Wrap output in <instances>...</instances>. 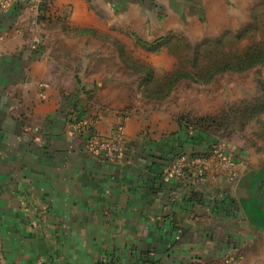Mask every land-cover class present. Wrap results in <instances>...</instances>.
<instances>
[{
  "label": "crops",
  "instance_id": "obj_1",
  "mask_svg": "<svg viewBox=\"0 0 264 264\" xmlns=\"http://www.w3.org/2000/svg\"><path fill=\"white\" fill-rule=\"evenodd\" d=\"M33 19L24 0L0 9V264H264V160L236 158L234 181L168 174L214 140L174 115L173 91H140L129 59H93L252 31L264 0H53L40 45ZM173 61L140 60L154 77ZM76 118L103 136L123 125V159L90 153Z\"/></svg>",
  "mask_w": 264,
  "mask_h": 264
},
{
  "label": "rangeland",
  "instance_id": "obj_2",
  "mask_svg": "<svg viewBox=\"0 0 264 264\" xmlns=\"http://www.w3.org/2000/svg\"><path fill=\"white\" fill-rule=\"evenodd\" d=\"M261 27V31L247 34L242 43L231 35L204 44L175 37L163 55L159 52L153 56L155 52L147 48L127 43L123 47L120 43L102 51L104 55L95 51L93 59H129L128 67L136 73L140 91L141 77L152 69L141 59H174L171 73L183 76L175 81L169 99L174 115L202 125L213 133L204 134L206 139H213V145L226 142L232 155L251 168L264 160V25ZM246 47L251 57L239 59ZM256 57L259 62L251 63Z\"/></svg>",
  "mask_w": 264,
  "mask_h": 264
},
{
  "label": "built area",
  "instance_id": "obj_3",
  "mask_svg": "<svg viewBox=\"0 0 264 264\" xmlns=\"http://www.w3.org/2000/svg\"><path fill=\"white\" fill-rule=\"evenodd\" d=\"M52 2L53 0H24L26 7L34 14V19L28 30L35 33L33 42L36 45L43 42L39 25L44 16L48 15ZM13 3L14 0H0V9L7 10ZM70 126L73 133H84L86 135L87 150L102 159L118 162L123 159L128 150L123 125L118 126L110 136L100 134L94 127L95 121L76 118L71 121ZM172 161L167 168V172L178 177L185 176L189 167L193 168L192 175L197 180L205 178L209 173L215 177L221 175L229 181H234L238 177V161L228 150L224 141L217 142L207 152L192 155L182 153ZM38 264H45L44 259H39Z\"/></svg>",
  "mask_w": 264,
  "mask_h": 264
},
{
  "label": "trees",
  "instance_id": "obj_4",
  "mask_svg": "<svg viewBox=\"0 0 264 264\" xmlns=\"http://www.w3.org/2000/svg\"><path fill=\"white\" fill-rule=\"evenodd\" d=\"M251 28L252 31H243V32H238V33H225L224 35H221L219 36L218 38H220L219 40H221L223 37L227 36V35H231V36H234L236 38V40L238 42H244L246 38H248V36L246 37L247 34L249 33H254V32H258V31H261L263 28H261V25L259 23V21H255V23H253L252 25L249 26ZM175 37H178V36H173L171 38H175ZM166 39L164 42H163V45H165V47L167 46V44L169 43V40L171 39ZM181 38V37H179ZM185 39V38H184ZM211 39H215V38H210V39H205L199 43H206L208 41H211ZM161 44L160 43H156L155 45L151 46V47H148L147 50L149 51H152V52H159L161 50ZM242 46V45H240ZM245 49V48H242V50ZM250 48H247L244 51V54L242 55L241 58L239 59H243V57L245 58H249L251 57V53H250ZM252 59H256L255 61H252L251 63H257L259 62V58L256 57V58H252ZM148 75H146V77L143 79V85H145V89H146V93L147 95H151L153 97H158V98H163L167 95L170 94V92L173 91V89L175 88V81L181 79L183 76H179V75H176L174 76L175 74L174 73H171V71L165 75L164 77H161V78H157V77H154L153 73L152 72V69H151V72L148 71ZM183 120V119H182ZM183 122L186 124L187 128H191V129H194V130H200L202 133L204 134H207V135H212L213 133H209L206 129H204L202 127V125L200 124H191V123H188L187 121L183 120Z\"/></svg>",
  "mask_w": 264,
  "mask_h": 264
}]
</instances>
